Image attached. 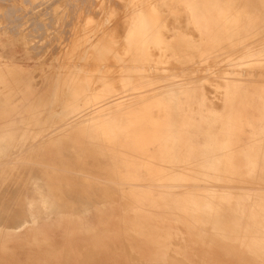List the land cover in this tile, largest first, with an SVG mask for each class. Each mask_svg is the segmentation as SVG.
<instances>
[{"label": "bare ground", "instance_id": "obj_1", "mask_svg": "<svg viewBox=\"0 0 264 264\" xmlns=\"http://www.w3.org/2000/svg\"><path fill=\"white\" fill-rule=\"evenodd\" d=\"M181 7L184 26L170 27L182 22L171 11L164 17L128 1L122 35L98 44L81 37L77 49L93 45L96 61L109 66L57 72L53 99L36 110L58 122L34 140L56 149L80 135L90 148L56 156V165L34 162L37 176L0 179V256L33 254L27 264H227L229 256L264 264V0ZM16 103L21 124L31 101ZM10 162L0 154V167Z\"/></svg>", "mask_w": 264, "mask_h": 264}, {"label": "rangeland", "instance_id": "obj_2", "mask_svg": "<svg viewBox=\"0 0 264 264\" xmlns=\"http://www.w3.org/2000/svg\"><path fill=\"white\" fill-rule=\"evenodd\" d=\"M21 1L0 0V27L2 26L0 28V132L2 126H6L7 123H9V126L12 125L7 134L2 135L0 133V154L12 161L9 164L1 165L0 179L8 178L15 171L24 173L26 176H37L38 166L33 165L34 162H39L41 166L48 165L49 162L56 165V159H58L56 156H78L80 146L86 145L87 148H90V141H87L86 138L80 135L70 136L57 141L56 149L38 147L34 138L43 131L52 128L58 120L53 116L52 111H42L41 113L40 110H36V107L40 101H44L47 98L53 99L50 90L52 89L51 86L54 85L55 79H58L59 71L63 73L61 76L63 78L67 76L72 66L73 68L76 66L75 68L82 69L86 73L90 72L93 68L104 70L109 66L108 62L96 61L93 45L85 53L82 47L77 49V46L79 43L81 44V37L82 42L86 38L92 42L93 38H95L94 43L98 44L101 39H109L111 35H122L126 31L129 23L128 20L131 17L128 14H122L123 4L135 0H69V2L68 0H62L64 5L60 3L61 0H49V2L48 0ZM44 1L47 3L45 4ZM137 1H141L144 10L157 12L164 17L171 11L170 13L173 14L174 18L182 21L174 23V25L168 22V26H184L183 15H181V11L184 8L181 6L187 1L189 2V0ZM202 1L211 2L212 0ZM38 2L41 5L36 6ZM59 3L62 6H58ZM82 3H84L85 7ZM65 5L66 7H64ZM50 14H52L53 20L52 18L50 19ZM121 24L123 26H120ZM241 75L243 77L246 74ZM31 97H33L32 100ZM17 101H31V107L24 113L25 115L23 114L21 124L16 119L17 110L15 106L17 105ZM252 104L257 105L255 101ZM128 112L131 115V111L124 110V116L122 117H124V121L131 124L132 116L130 117ZM99 119L101 120L99 122H103L104 120L102 117ZM82 123L79 126V131L82 129L86 131L85 125L89 123H84V121ZM104 132L108 133V129L104 128ZM51 159L53 161H49ZM29 256L34 257L33 254L24 255L20 251L2 254L0 256V264H27L26 262L31 258ZM224 261L227 264H238L235 262L234 256H229L227 259L224 258Z\"/></svg>", "mask_w": 264, "mask_h": 264}]
</instances>
